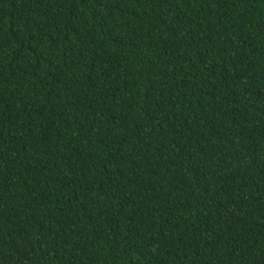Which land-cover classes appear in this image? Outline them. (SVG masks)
Masks as SVG:
<instances>
[{"label":"trees","instance_id":"1","mask_svg":"<svg viewBox=\"0 0 264 264\" xmlns=\"http://www.w3.org/2000/svg\"><path fill=\"white\" fill-rule=\"evenodd\" d=\"M0 264H264V0H0Z\"/></svg>","mask_w":264,"mask_h":264}]
</instances>
